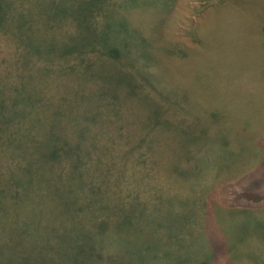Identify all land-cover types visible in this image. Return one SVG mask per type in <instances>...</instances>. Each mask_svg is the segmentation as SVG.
Segmentation results:
<instances>
[{"label":"rangeland","instance_id":"1","mask_svg":"<svg viewBox=\"0 0 264 264\" xmlns=\"http://www.w3.org/2000/svg\"><path fill=\"white\" fill-rule=\"evenodd\" d=\"M141 1L140 8L130 9L132 22L144 28L148 35L157 36L158 41L176 43L181 52L188 53V58L184 54H158L161 63L156 78L162 86L155 87L156 90L146 88L147 94L138 92L132 74L113 64L99 65L100 61L94 66L97 76L87 79L80 77L82 63L72 71H66L60 62L47 67V78L52 85L47 88V96L53 98L54 104H45V112L52 118L62 117L60 125L63 129L68 130V124L76 128L75 138L83 137L84 132L89 131L93 134L91 141L99 142L95 150L87 151L83 157L94 163L84 168L87 170L85 182L88 192L94 191L96 184L104 185L105 196L88 199L87 210L101 214L103 222L107 218L109 227L107 224L105 234L109 238L114 236L112 224L133 222L129 211L139 212V209L142 216L138 232L167 228L188 216V198H184L190 190L179 173L188 169V158L192 164L196 153L204 152L222 155L219 164L223 166L206 165L209 182L202 184L203 187L208 185L212 193L231 207L264 211V0ZM35 4L31 7L33 13L36 12ZM150 30H156V33ZM12 51V47L9 50L0 39V77L8 67ZM39 66V63L33 66L30 73L32 97L35 96L34 83L40 78L36 70ZM73 77L72 91L65 92L64 87H56L57 84L64 86ZM91 78H98L100 82H95L86 91L85 85ZM148 95L155 103H148ZM186 95V104H171L176 98L186 99ZM75 96L83 103L75 104ZM3 113L9 114L7 110ZM73 113L78 114L79 120L87 121L76 124L68 121ZM101 114L105 123L100 125L97 120ZM215 114L216 119L212 118ZM29 116L32 123L43 121L40 115ZM13 130L11 124H0V179L6 183L10 173L22 179L26 187L19 196L20 202H24L31 200V189L45 187L46 172L33 181L27 179V168L19 172L24 165L8 153V143L13 146L11 153L15 149L25 153L30 146V135L19 131L17 136H7ZM49 133L59 136L55 129ZM63 133L71 136L69 130ZM188 134L205 135L218 143L210 141L205 146L179 147L178 139L186 138ZM4 136L7 137L2 140ZM39 142L54 146L55 138L40 137ZM85 148H89V144ZM135 157L142 161L137 163ZM230 159H233L232 163L224 165ZM230 168L236 170L223 173ZM100 169L103 183L95 179ZM220 173L224 180L217 187ZM67 185L71 188L73 182L70 185L67 182ZM56 186L45 193L40 191L43 194L38 195L39 199H33L35 204L31 207L37 211L35 213L13 205L6 207L0 202V264H106L107 256L109 264H264L263 230H257L258 234L252 236L258 250L256 256L246 253L251 260L241 257L231 263L227 257L213 256L211 251L198 248L188 249L191 244H186L184 250L159 248L158 254L138 252L135 259L127 263L117 262L114 245L111 241L106 244L103 236L98 244L97 240H90L81 233L68 239L66 232L59 229L61 222L68 219L59 205L69 197L66 185L65 189L61 184ZM246 188L262 197L261 200L246 199L244 196L249 194L245 192ZM53 200L57 205H52ZM178 200H181L179 208L186 209L167 215L169 202ZM97 204L103 207L96 209ZM91 219L89 216L88 220ZM154 219H158L156 228L151 222ZM221 232L218 223L213 234ZM184 233V239L188 241V235L194 232L185 229ZM204 236L202 219L195 241ZM251 244V239L246 236L238 245ZM91 245L94 246L91 248ZM104 246L106 252L101 249ZM95 251L99 254H94Z\"/></svg>","mask_w":264,"mask_h":264},{"label":"trees","instance_id":"2","mask_svg":"<svg viewBox=\"0 0 264 264\" xmlns=\"http://www.w3.org/2000/svg\"><path fill=\"white\" fill-rule=\"evenodd\" d=\"M34 2L36 3L35 13L31 8ZM141 2V0H0V39L8 45L9 50L11 47L13 49L8 67L4 75L0 77V122L13 126L14 130L9 131L7 136H17L19 131L29 132L30 135V146L27 152L23 153L15 149L14 153H11L13 146L8 143V153L18 163L21 161L24 165L19 172L27 168L29 178L26 174L29 181H33L37 176L46 172L45 187L31 189L29 194L31 200L24 202H20L19 196V193L26 187V183L22 184V179L14 173H10V180L6 183L0 179V202L5 203L6 207L13 205L35 213L37 211L31 206L35 204L33 199H39L38 195L43 194L40 191L45 193L47 190L58 187L56 185L59 184L65 189L66 185L69 198L59 206L63 208L68 219L61 222L59 229L66 232L68 239L70 236L81 233L87 235L90 240H97L98 244L102 241L100 237L103 236L101 238L106 244L111 241L114 245L117 262L127 263L135 259L138 252L144 255L158 254L160 249L165 247L177 251L184 250L186 244H191L188 249L198 248L211 251L213 256L227 257L231 263L241 257L251 260L246 257V253L257 255L258 248L253 244L252 236L258 234L257 230L264 231V211L248 207H231L212 193L208 185L204 187L202 185L209 182L206 165L223 166L219 164L222 162V155L197 152L192 159V164H189L190 159L188 158V169L179 173L181 179L188 183L190 190L184 198V200L188 198L187 217L169 224L167 228L157 226L160 234L159 230L138 232L142 211L140 209L139 212L129 211L133 222L118 221L117 224H112L114 236L109 238L108 234H105L107 224L109 227L107 218L106 222L105 220L103 222L101 214L87 210L86 207L88 199L94 196H105L102 190L104 185L96 184L95 190L88 192L86 190L88 183L85 182L87 170L84 171V168L94 163L83 160V157L86 156L87 151L95 150L99 142L91 141L93 134L89 131H85L83 137L75 138L76 128L69 124L67 129L71 131V136L67 137L63 132L68 130L60 125L63 122L62 117L52 118L45 112V104H54L53 98L47 96V88L52 86L47 78L49 64L60 62L66 71H72L82 63L83 68L80 75L82 79L97 76L94 66L99 61V65L113 64L132 74L137 83L138 92L146 93V88L156 90L155 87L162 86L156 78L159 63H161L159 53L184 54L188 58V53L181 52L176 43L158 41L157 36L148 35L144 28L132 22L130 9L140 8ZM150 31L156 33V30ZM262 32L264 34V25ZM37 63L40 64L36 69L40 78L34 83L35 96L32 97L29 78L32 67ZM12 75H14V80H11ZM97 81L100 82L98 78H91L86 83L85 90L89 91L88 89ZM73 83L74 77L70 82L64 83V86L57 84L56 87H64L65 92L72 91ZM187 98L188 95L184 100L176 98L175 103H170L173 105L186 104ZM79 100L78 97L75 104L83 103ZM147 101L149 104L155 103L149 95ZM82 107L78 112L80 115ZM5 110L9 113L6 116L3 113ZM29 115L42 116L43 121H39L42 123H32L28 118ZM215 117H217L216 114L212 116V118ZM67 120L74 121V124L87 121L86 119L79 120L76 113H73ZM97 123L100 125L105 123L102 114ZM54 129L59 136L49 133ZM7 136L1 139L4 140ZM40 137H54L55 145H42L39 142ZM210 141L218 143L205 135L191 136L188 134V137L178 139V146L183 148L190 145L205 146ZM88 144L89 148L86 149ZM143 155L145 156V152ZM141 158L135 157V161L139 163L142 161ZM232 160L225 161L224 165L231 164ZM234 170L236 169L230 168L223 173H231ZM223 173L217 177V187L224 180ZM95 179L103 183L101 169ZM67 182L69 185L73 182V186L68 188ZM43 184H45L44 181ZM245 192L249 193L244 196L246 199L258 201L262 198L252 194L248 188ZM191 195L192 197L189 198L188 196ZM42 201L43 199L39 200L40 203ZM180 201L169 202L167 208L170 209L166 210L167 215L186 209V207L179 208ZM100 202H103V199ZM52 205H57L54 200ZM99 207L103 206L97 204L96 209ZM89 216H92L91 220H88ZM0 217H2L1 211ZM202 219L206 236L200 241H195L201 230ZM155 221L158 225V219L151 220L154 222V228H156ZM218 223L222 227V232L214 235L213 229ZM51 228L54 229L53 226ZM185 229L188 232H194L188 235V241L183 236ZM146 234L150 237L146 238ZM262 235L259 237L262 238ZM246 236L251 239L252 244L239 247L238 244ZM101 249L106 252L105 246ZM94 254L99 253L95 251ZM104 260L107 261L106 264H109V256Z\"/></svg>","mask_w":264,"mask_h":264}]
</instances>
